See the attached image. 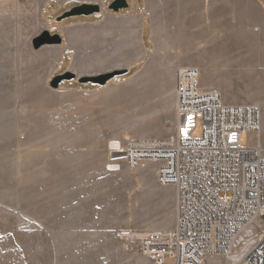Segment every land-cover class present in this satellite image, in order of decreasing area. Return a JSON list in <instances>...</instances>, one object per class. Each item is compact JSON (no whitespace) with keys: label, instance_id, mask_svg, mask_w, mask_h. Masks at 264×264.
Wrapping results in <instances>:
<instances>
[{"label":"rangeland","instance_id":"rangeland-1","mask_svg":"<svg viewBox=\"0 0 264 264\" xmlns=\"http://www.w3.org/2000/svg\"><path fill=\"white\" fill-rule=\"evenodd\" d=\"M112 1L0 0V264H154L116 232L172 228L175 188L155 163L111 161L108 143L173 132L179 67L205 69L226 103L258 105L264 132V0H126L117 12ZM81 3L100 11L57 20ZM245 14L263 46L239 45ZM45 30L61 42L35 49ZM113 70L126 72L78 81ZM66 71L76 78L51 87ZM258 142L242 132L243 146ZM257 237L241 234L234 256Z\"/></svg>","mask_w":264,"mask_h":264},{"label":"built area","instance_id":"built-area-1","mask_svg":"<svg viewBox=\"0 0 264 264\" xmlns=\"http://www.w3.org/2000/svg\"><path fill=\"white\" fill-rule=\"evenodd\" d=\"M205 70L179 67L174 75L175 125L165 137H128L111 149L137 169L152 162L159 185L175 188V223L170 229L118 230L125 247L137 244L154 264H207L225 257L231 264H264V146L241 144L242 132H263L255 104H229L221 92L202 83ZM201 126V133L194 132ZM110 161V160H109ZM120 165V163H119ZM121 167V166H120ZM258 235L241 257L233 254L243 233Z\"/></svg>","mask_w":264,"mask_h":264},{"label":"water","instance_id":"water-1","mask_svg":"<svg viewBox=\"0 0 264 264\" xmlns=\"http://www.w3.org/2000/svg\"><path fill=\"white\" fill-rule=\"evenodd\" d=\"M127 7H128V3L126 0H113L108 5V9L114 12H117L120 9L127 8ZM99 11H100L99 4L81 3L79 5L73 6L68 11H65L64 13H62V15H60L57 18V20L61 21L62 19L66 17H71V16H80V15L87 16L91 14H96ZM60 42H61V37L58 34H51L48 30H45L33 39L32 44L35 49H38L39 47L45 44H58ZM125 72L126 70H113L107 73L93 75V76H82L78 78V81L81 83L93 82L98 85H104L108 80L112 79L115 76L124 74ZM74 78H76L75 73L66 71L62 74L54 76L50 82V85L53 88H57L62 81L70 80ZM120 155L121 154L118 152H112L110 154V157L115 158V157H119Z\"/></svg>","mask_w":264,"mask_h":264},{"label":"crops","instance_id":"crops-1","mask_svg":"<svg viewBox=\"0 0 264 264\" xmlns=\"http://www.w3.org/2000/svg\"><path fill=\"white\" fill-rule=\"evenodd\" d=\"M252 16L251 15H248V17H247V15L245 14L244 15V22H243V27H244V35H243V37L241 38L240 37V39L238 40L239 42L241 41L242 43H240L239 45H241V47L242 48H244V50L245 49H247L248 47L250 48L251 47V45H254V44H256L257 46H259V45H261V44H259L258 43V41H257V34L258 33H256V32H254L251 28L253 27V26H251V25H249V20H250V18H251ZM263 29V32H264V28H262ZM259 38H261L260 36H259ZM251 42V44H249L248 45V47H246L245 46V44L244 43H246V42ZM261 46H263V45H261ZM203 70V69H202ZM205 70V69H204ZM203 70V71H204ZM206 85H209V86H213V84L212 83H206ZM248 250H245V251H243L242 253H241V255H243V254H245L246 252H247Z\"/></svg>","mask_w":264,"mask_h":264},{"label":"bare ground","instance_id":"bare-ground-1","mask_svg":"<svg viewBox=\"0 0 264 264\" xmlns=\"http://www.w3.org/2000/svg\"><path fill=\"white\" fill-rule=\"evenodd\" d=\"M108 144L110 145L111 149H113V150L115 151V148H114V147L117 145V143H116V145H111V144H110V141H109ZM117 166H118L119 169H120V165H119V163H117ZM119 169H118V170H119Z\"/></svg>","mask_w":264,"mask_h":264}]
</instances>
